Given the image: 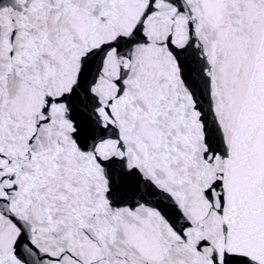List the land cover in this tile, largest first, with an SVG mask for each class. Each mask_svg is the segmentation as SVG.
<instances>
[{"label": "snow or ice", "instance_id": "snow-or-ice-1", "mask_svg": "<svg viewBox=\"0 0 264 264\" xmlns=\"http://www.w3.org/2000/svg\"><path fill=\"white\" fill-rule=\"evenodd\" d=\"M0 264H264V0H0Z\"/></svg>", "mask_w": 264, "mask_h": 264}]
</instances>
